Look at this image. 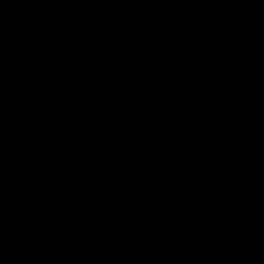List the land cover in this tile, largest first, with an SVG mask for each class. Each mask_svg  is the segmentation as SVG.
Wrapping results in <instances>:
<instances>
[{"label": "water", "instance_id": "water-1", "mask_svg": "<svg viewBox=\"0 0 264 264\" xmlns=\"http://www.w3.org/2000/svg\"><path fill=\"white\" fill-rule=\"evenodd\" d=\"M0 264H264V0H0Z\"/></svg>", "mask_w": 264, "mask_h": 264}]
</instances>
